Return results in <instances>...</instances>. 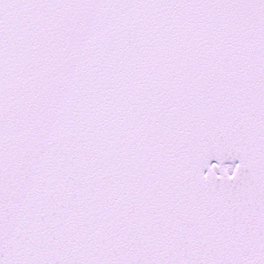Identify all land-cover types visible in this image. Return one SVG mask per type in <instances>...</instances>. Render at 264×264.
<instances>
[{"label":"snow or ice","instance_id":"snow-or-ice-1","mask_svg":"<svg viewBox=\"0 0 264 264\" xmlns=\"http://www.w3.org/2000/svg\"><path fill=\"white\" fill-rule=\"evenodd\" d=\"M0 264H264V0H0Z\"/></svg>","mask_w":264,"mask_h":264}]
</instances>
